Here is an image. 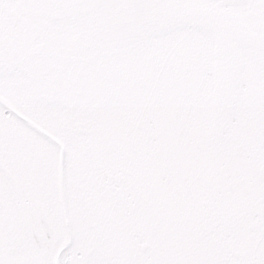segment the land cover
<instances>
[{
    "label": "snow or ice",
    "instance_id": "obj_1",
    "mask_svg": "<svg viewBox=\"0 0 264 264\" xmlns=\"http://www.w3.org/2000/svg\"><path fill=\"white\" fill-rule=\"evenodd\" d=\"M0 264H264V0H0Z\"/></svg>",
    "mask_w": 264,
    "mask_h": 264
}]
</instances>
